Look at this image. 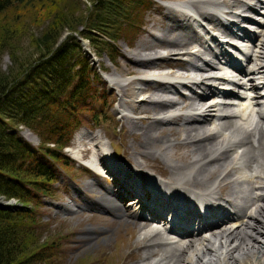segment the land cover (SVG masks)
Segmentation results:
<instances>
[{"label":"bare ground","instance_id":"1","mask_svg":"<svg viewBox=\"0 0 264 264\" xmlns=\"http://www.w3.org/2000/svg\"><path fill=\"white\" fill-rule=\"evenodd\" d=\"M174 2L177 4L162 3L163 6H160L150 19L148 39L138 42L131 55L126 56L127 63L137 69L125 67L117 72L122 75L138 73L142 78L119 84L116 73L110 75L119 96V114L127 112L124 108L128 103L126 100L135 94H141L138 101L129 102V106L134 105L128 111L129 114L139 117L130 118L123 113L119 117L121 126L126 129V136L131 139L130 155L133 160L127 165L135 170L133 174L137 183L140 178L141 188H136L139 190L137 197L135 198L128 179L121 174H117V180L114 177L120 186L118 193L125 192V198L133 197L130 202L132 206L144 205L141 212L148 218L145 220L137 213L129 214L134 220L141 222L137 225V230L141 232L139 239L143 243L138 249V252L143 251L140 264H260L258 261L264 257V92L260 91L259 86H255L254 81L264 76V21L258 33L250 37L255 54L252 60L256 62L253 68L248 66L241 71L243 80L233 75H222L220 80L232 90L226 94L222 104L211 106L207 97L195 95V91H190V97L181 101L172 99L170 95L178 94L176 87L188 85L212 93L209 82L215 76V65L208 60H201L202 54L211 55L203 45L207 41L217 42V37L222 35L230 37L226 30L230 23L225 20L224 25L217 23L213 17L202 11L203 7H223L224 16L227 18L233 15L230 11L233 7L242 8L241 13L247 15H250L249 11L255 12V5L264 10V0ZM190 14L194 17H190ZM250 17L243 19L247 21ZM196 28L200 29L201 34H193ZM240 33L244 38L249 35L247 30H240ZM189 44H193L192 50L186 51ZM218 45L214 47L218 49ZM158 48H162V51L158 52ZM220 51L218 49V54H222ZM181 60L184 62L181 63ZM249 63L251 64V60ZM150 72H157L153 74L154 80L145 78L150 76ZM261 82L263 81L256 84ZM135 83L139 86L131 90V85ZM263 86L264 84L261 87ZM145 92L150 96L144 98L142 95ZM243 94H246V97ZM237 96L239 98H236ZM230 97L238 101L237 108L227 103ZM169 108L171 110L165 111ZM174 111L182 113L174 118L177 116L173 114ZM159 115L162 116L156 117ZM177 122L182 125L176 124ZM24 134L25 137L28 136L27 132ZM89 140L93 142L96 138ZM93 149L92 158L94 155L97 157L99 166L89 163L87 166L93 175L99 177L102 170L109 172L108 167L111 164L105 161L102 146L98 148L94 145ZM81 151L90 153L86 148L79 150ZM135 153L138 157H133ZM78 158H81V154ZM145 159L159 160L167 167L173 180L163 179V183H166L163 184L147 175L145 171L148 169L143 163ZM115 161L120 166L113 160L111 163L121 171V168H124L123 162L117 159ZM211 181L213 187L202 190L192 184L204 185ZM87 186L92 187V182ZM105 191V197L101 196L99 202H96L98 206L125 216L127 209L120 204L122 200L119 199V194L111 188H106ZM223 191L227 192V195L221 196ZM146 193L150 201L141 202L140 195ZM243 203L246 206L240 209ZM191 207L201 209L202 215L189 211ZM223 207L237 212L240 209L244 213L234 220H229L234 224L227 227L228 218L231 217L221 212ZM185 208L187 211L181 213ZM160 209L168 214L171 212L172 217L178 216L180 212L181 217L177 219L189 224L193 221L199 222L201 217L213 215L215 212L219 215L221 213V216L217 217L215 223L199 225L197 230L181 226L167 228L164 223V226H161L165 231L163 233L161 229L153 226H160L162 223ZM206 227L212 229L201 231Z\"/></svg>","mask_w":264,"mask_h":264},{"label":"trees","instance_id":"2","mask_svg":"<svg viewBox=\"0 0 264 264\" xmlns=\"http://www.w3.org/2000/svg\"><path fill=\"white\" fill-rule=\"evenodd\" d=\"M86 2L81 14L79 0H0V199L24 207L0 209V264H56L57 243L53 235L43 238L47 225L36 209L54 197L56 168L66 173L62 150L78 116L87 113L94 126L103 119L93 109L104 102L100 75L88 67L78 39L113 52L139 28L138 11L149 7L148 0ZM17 127L36 136V148Z\"/></svg>","mask_w":264,"mask_h":264},{"label":"rangeland","instance_id":"3","mask_svg":"<svg viewBox=\"0 0 264 264\" xmlns=\"http://www.w3.org/2000/svg\"><path fill=\"white\" fill-rule=\"evenodd\" d=\"M149 1L152 3V0ZM173 1L177 0H153V4L150 8L139 10V28L135 33H131L132 36L128 37L126 40L122 39L116 42L113 52L109 49H99L95 51L87 41L78 39L80 40L81 51L84 53L83 57H85L88 67L95 70L100 75L97 87L99 93L103 95L102 102H104L101 106L95 103L93 109L96 113H102L103 119L97 116L100 122L97 123L99 128H96L92 125V121H90L91 117L87 113H81L78 116V126L72 131L69 145L62 151V154L69 161L67 169L65 170L66 173L56 168L55 178L57 181L52 187V194L54 197L50 200H41V206L36 209V214L40 218V222L47 225L45 229L46 232L42 234L43 238L48 235H53L57 243V248L55 250L56 264H140L142 260L143 251L138 252V249L143 243L139 239L141 232L137 230V225L141 222L134 220L133 216L129 215L134 213L133 211L136 212L137 209H128L130 207L124 203L127 212H125V216L122 217L120 212L115 213L98 206L97 203L100 200L99 198H101V196L105 197V192L107 191H105V189L111 188L113 183L111 178L108 177L103 170L100 172L102 175L100 174L99 177H96L93 173L88 171L87 160L92 158L94 145L101 148L102 145L99 143V138L106 146V149L111 151V146L114 149V155L125 164L133 160L130 150L131 139L126 136V129L121 126L119 117L122 113L128 117L130 116V118L136 119L139 117L129 114L128 111L131 106L134 105L132 104L129 106V102L131 100L133 102L138 101L139 98H141V94H135L131 99L126 100L128 103L124 108L127 112L119 114V96L113 87L110 75L113 72V74L116 73L115 75L118 78L117 81L119 84L127 83L134 78H142V75L138 73L122 75L117 72L125 69V67H131L130 64L127 63V57L131 55L133 47L138 42L148 39L147 31L150 28V19L154 16L155 12L159 10L160 6ZM79 2L81 3L78 5L79 13L85 14L86 8L88 7L87 2L86 0H79ZM154 18H156V16ZM150 33H152V30ZM22 45H25V42H23ZM157 51H161V48H158ZM134 53L138 54L135 51ZM9 65L8 58L3 56L1 59L2 71L6 72ZM131 68L134 70L137 69L136 67ZM156 73L157 72H152L150 75H155ZM137 86L139 85L136 83L135 85H131V90L137 88ZM176 89H178L180 93H188L185 89L177 87ZM147 95L150 96V94L145 92L142 96L145 98ZM170 97L180 101L183 100V98H180L174 93H172ZM117 106L119 108H117ZM169 110H171V108L165 111ZM161 116L162 115L156 117ZM178 123L180 122L176 124ZM25 132H27V137L24 136ZM16 133L22 141L27 143L30 147L36 148L38 139L35 135L31 134L23 127H17ZM82 134H85L83 135V142H79L78 138ZM90 138H96V140L89 142ZM88 143L90 145H88ZM83 148L90 150V153L85 154V152H79V150ZM134 148L144 151L142 148ZM148 150L149 149H147V151ZM80 154L81 158H78ZM133 157H138V154L135 153ZM40 160L46 162L44 158H40ZM113 161L115 164L119 165L117 161ZM143 163L144 167L148 169L147 172L153 174L155 177L158 176L162 179L170 178L173 180L167 167L159 160L151 161L145 159ZM89 164L92 165V163ZM91 182L93 186L88 187L87 184ZM212 183L213 181L204 185L192 184L202 190L213 187ZM114 189L116 188L114 187ZM225 195H227V192L223 191L221 196ZM107 197L109 196H106V198ZM0 203L17 205L23 210V206L15 200H12L11 203L10 201L2 200ZM229 226H231V224H227V227ZM258 262L264 264V257Z\"/></svg>","mask_w":264,"mask_h":264},{"label":"water","instance_id":"4","mask_svg":"<svg viewBox=\"0 0 264 264\" xmlns=\"http://www.w3.org/2000/svg\"><path fill=\"white\" fill-rule=\"evenodd\" d=\"M11 203V201H10ZM0 209H6V210H11V211H15V210H21L20 206L17 205H10V204H1L0 203Z\"/></svg>","mask_w":264,"mask_h":264}]
</instances>
